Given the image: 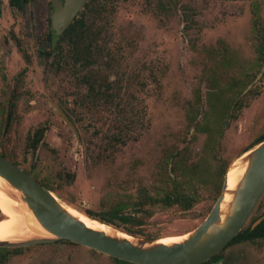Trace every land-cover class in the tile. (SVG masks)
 Returning a JSON list of instances; mask_svg holds the SVG:
<instances>
[{"label": "rangeland", "instance_id": "1", "mask_svg": "<svg viewBox=\"0 0 264 264\" xmlns=\"http://www.w3.org/2000/svg\"><path fill=\"white\" fill-rule=\"evenodd\" d=\"M103 1L100 43L111 53L106 78L113 76L120 94L113 102L88 100L68 57L50 53L48 17L14 13L0 0V153L10 151L24 167L34 161L40 176L52 180V193L85 217L115 194L153 195L167 159L171 176L197 184L207 198L188 211L157 206L142 230L148 239L180 237L213 207L218 165L228 168L264 130V62L258 64L252 26L255 12L264 21V0ZM219 43L234 67L216 75L211 88ZM241 82L247 86L236 95L230 86ZM14 89L16 121L5 134L3 107ZM51 103L63 108L78 139ZM42 127L43 143L29 149V134ZM257 207L253 217L264 213V195ZM24 249L10 252L7 264H116L61 241ZM221 257L222 264H263L264 243L233 244Z\"/></svg>", "mask_w": 264, "mask_h": 264}, {"label": "water", "instance_id": "2", "mask_svg": "<svg viewBox=\"0 0 264 264\" xmlns=\"http://www.w3.org/2000/svg\"><path fill=\"white\" fill-rule=\"evenodd\" d=\"M86 1L64 0L63 4L53 3L54 35L59 36L67 29ZM51 105L78 139L77 129L67 115L57 104ZM239 169H243V173L235 187L229 189L228 174ZM0 178L20 194V200L35 221L50 235L15 241L0 240V249L28 248L68 241L132 264H206L219 255L242 230L264 194V141L241 153L230 164L224 174L221 192L206 218L192 231L177 237L179 239L176 242L163 243L161 239L134 237L108 225L112 232L88 227L50 190L1 154ZM262 220L263 217L258 219L254 226ZM209 264H222V260Z\"/></svg>", "mask_w": 264, "mask_h": 264}, {"label": "trees", "instance_id": "3", "mask_svg": "<svg viewBox=\"0 0 264 264\" xmlns=\"http://www.w3.org/2000/svg\"><path fill=\"white\" fill-rule=\"evenodd\" d=\"M11 3L12 5H19L20 0H11ZM81 23L82 21H80L79 19L75 20V22L71 27H69L64 35L58 38L59 43L55 45L53 50L58 51L60 53V56L68 57L69 68L77 77L79 84L87 88V91L89 92V94H91L92 101L113 102L114 100H119L120 94L117 90V87L113 86V84L109 82L108 79L101 77V73L109 69L107 65L105 67L103 65L97 66L94 70V73L100 79L98 81H95L93 79L91 80V73H93V67L91 66L95 63V66L98 65L97 62L91 61L94 58V55L91 54V50L96 49L99 53V49L96 48L95 44H92L91 39L88 35V31L78 29ZM252 26L255 31V39L257 41L258 47V64L261 65L264 62V21L261 20L256 12L254 13L252 18ZM63 40L66 41L67 44L66 49H63L62 45H60V42ZM95 40L96 39H94V41ZM219 45L220 46L215 49V52L212 55L214 69H212V73L210 74L212 78L210 77L211 79H208L210 80L211 88L214 85L215 80H213V78L216 75L230 72L234 67L233 56L230 54L229 48L223 43H219ZM22 55L28 62L29 57L25 53H22ZM246 86L247 84L242 85L241 82L238 86L233 87V85H231L230 87L231 89H233V91L236 92L237 95L241 93L240 90L244 89ZM17 99L18 94L14 89L10 92L6 103L4 104L3 133L5 134H7L11 130L13 123L16 121ZM234 101L235 96H230L228 103L231 104ZM221 122L223 124L224 120H222ZM44 130V128H40L37 129L34 133L29 134V139H32V142L29 145L30 147L35 148L37 143L42 139ZM215 140L217 141V138ZM262 141H264V130L251 143L250 147L245 149L243 152H246ZM0 154L6 159L10 160L12 163L18 165L16 156L10 151H3ZM167 161L168 160L166 159L159 166L157 178L151 184V188L154 193L153 195H149L146 191L141 192L137 196H132L130 194H115L99 203L97 213L93 214L91 212H85L86 216L100 223L120 230L130 236L151 238V236L143 232L142 227L144 226L145 221L152 216L155 207L160 206L164 209H168L177 206L183 211H188L200 201H203L207 198L201 191L200 186H198L197 184H192V182H189L185 178L179 179L178 177L171 176V174L167 170ZM226 168V164H219L216 170L218 184L214 189V194L212 196L213 202L216 201L220 194ZM43 186L51 192H54V188H52L51 186ZM2 219L3 217L0 212V220ZM252 220L253 219H251V221L242 228V230L222 252H224L229 246L233 244H244L248 240H250L251 237L253 239H257L261 238V236L264 235V221H262L254 229H251L254 222ZM67 243L73 245L70 242ZM221 253L213 257L206 264L218 261L219 259L217 258H220ZM110 259L116 264H132L113 258Z\"/></svg>", "mask_w": 264, "mask_h": 264}, {"label": "flooded vegetation", "instance_id": "4", "mask_svg": "<svg viewBox=\"0 0 264 264\" xmlns=\"http://www.w3.org/2000/svg\"><path fill=\"white\" fill-rule=\"evenodd\" d=\"M237 1H242V0H237ZM7 2H8L9 7L11 8V10L14 13H16V12H18V13L25 12V14L28 15V16H33V17L34 16L35 17L44 16V17H48V20L46 21V23L49 25V31H51L50 33H48L50 53H52L54 55H58V57H60V53L58 51H56V50L55 51L53 50L55 45L57 43H59V39L58 38H60V37H62L64 35V33L69 29V27L72 26V24L75 22V20L79 19L80 21H82V23L80 24L78 29L88 31V35H89V37L91 39L92 44H95L96 48L99 49V53H98V51L96 49L91 50V54L94 55V58L91 61L92 62H97V64H98V65L95 66V64H96L95 63L94 65L91 66V67H93V73H91V80L93 79L95 81H98L100 79L94 73V70L96 69L97 66L103 65L105 67L107 65L109 67V69L105 70V71L102 69L104 72L101 73V77H103L105 79H108L109 82L112 83L111 79H112L113 76H110L109 78H106V74H108L106 72L111 70V67L109 65V59L111 58V53L109 51V47H108L107 44L103 45V44L100 43V39H101V37L104 34V30H103V28L100 25V22L102 21V14H103V11L105 10V5H104V1L103 0H87L86 3L84 4L83 9L77 14V16L73 19L72 23L67 27V29L59 36L54 35L53 34V30H52V14H53V10H54L53 3L56 2V3L63 4L64 0H20V4L19 5H17V4L12 5L11 0H7ZM232 2H234V1H232ZM98 31H99V33H98ZM94 39H96V40L94 41ZM53 40L56 41V42L53 43ZM16 44H17V42H16ZM65 44H66V41H64V40L60 42V45H62L63 49H64V45ZM65 46L67 47V44ZM22 53H24V52H22ZM44 56L45 57H50L51 55H49L48 53H45ZM24 60H25V62L27 64L31 63L30 58H28V60H29L28 62L26 61L25 58H24ZM23 71H25V70H23ZM23 74H24V72L21 71L19 73V76H23ZM85 89H86V94H87L86 97H87V99L92 101L91 94H89V92L87 91L86 87H85ZM58 107L60 108L61 106L59 105ZM60 109L64 112L62 107ZM42 128H44V127H42ZM38 129H40V128H38ZM44 129L45 130H44V133H43V137L37 143L35 148L29 146L30 143L32 142V139L31 138L29 139V137H28L27 146H28L29 149L35 150L40 144L43 143L42 141H43V138H44V134H45L46 128H44ZM17 163H18V165H17L18 167H20L25 173H27L28 175L33 177L42 186L43 185H49L52 188H54V186L52 184V180L50 178H48L46 176L45 177H41L40 176V174H39V172L37 170V165H36V163H34V161L28 167H24L23 166L24 162L21 163V162L17 161ZM58 179H61V177L59 176ZM71 179H72V177H71ZM257 209H258V207L255 208V210H257ZM254 211H253V213H254ZM259 217L260 218L263 217L262 221H264V213L260 214L259 216H255V217H253L251 215V217L248 220V222L246 223V225L251 221V219H253L252 221H254V222L252 224V228L251 229H254L256 226H258L262 222L261 221L259 224L254 226L255 222L258 219H260ZM61 242H66L67 243L68 241H61ZM263 243H264V235L261 236V238H257V239H253L251 237L250 240H248L244 244H248V245H250L252 247H254V246L255 247L256 246L260 247ZM238 244H243V243H238ZM73 245H76V244H73ZM25 250L26 249H24V248L0 249V264H7L8 256H9L8 254L10 252L15 251V252L18 253V252H22V251L25 252ZM217 259L223 260V257L220 256V258H217Z\"/></svg>", "mask_w": 264, "mask_h": 264}, {"label": "bare ground", "instance_id": "5", "mask_svg": "<svg viewBox=\"0 0 264 264\" xmlns=\"http://www.w3.org/2000/svg\"><path fill=\"white\" fill-rule=\"evenodd\" d=\"M243 169L233 170L228 174L227 185L232 189L237 184ZM54 194V193H53ZM74 215L85 223L88 227L98 228L106 232H112L111 228L105 224H101L96 220L85 217V215L78 211L66 206ZM0 212L3 217L0 220V240L15 241L19 239L32 238V237H48L46 233L35 221L31 212L26 205L20 200V194L11 189L6 182L0 178ZM120 235V234H119ZM179 238H165L161 242H176Z\"/></svg>", "mask_w": 264, "mask_h": 264}]
</instances>
